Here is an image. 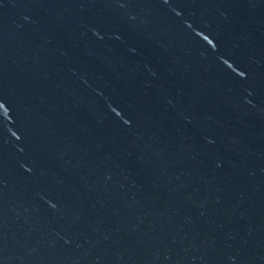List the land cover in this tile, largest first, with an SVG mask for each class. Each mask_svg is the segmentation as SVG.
I'll return each instance as SVG.
<instances>
[{
    "label": "water",
    "instance_id": "1",
    "mask_svg": "<svg viewBox=\"0 0 264 264\" xmlns=\"http://www.w3.org/2000/svg\"><path fill=\"white\" fill-rule=\"evenodd\" d=\"M0 264H264V0H0Z\"/></svg>",
    "mask_w": 264,
    "mask_h": 264
}]
</instances>
